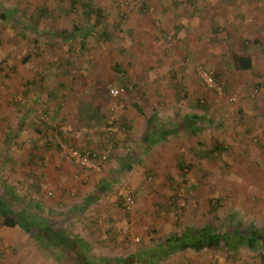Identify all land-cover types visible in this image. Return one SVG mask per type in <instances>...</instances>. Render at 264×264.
<instances>
[{"label": "rangeland", "instance_id": "rangeland-1", "mask_svg": "<svg viewBox=\"0 0 264 264\" xmlns=\"http://www.w3.org/2000/svg\"><path fill=\"white\" fill-rule=\"evenodd\" d=\"M1 11V198L83 238L97 262L209 225L236 243L151 264H264V0H0ZM74 27L89 30L83 47L55 35ZM234 53L251 68L235 69ZM148 117L162 130L143 142ZM57 139L108 158L83 168ZM54 252L0 218V264H63Z\"/></svg>", "mask_w": 264, "mask_h": 264}, {"label": "trees", "instance_id": "trees-1", "mask_svg": "<svg viewBox=\"0 0 264 264\" xmlns=\"http://www.w3.org/2000/svg\"><path fill=\"white\" fill-rule=\"evenodd\" d=\"M9 14L3 11L0 13L1 17H8ZM92 26H96V20ZM74 29L75 30L71 33L61 31L55 35L63 41L80 36V47H83V41L85 40L84 32H89V30L87 29L81 32V30L76 29V27H74ZM52 34L54 35V33ZM232 63L235 69L246 70L251 68L252 58L241 53H234L232 55ZM122 74L124 75V73ZM125 88L127 89L126 86ZM160 130L162 129L157 128L155 123H153V117H148L146 119V127L142 132L145 141L153 135L160 134ZM173 130L174 129L171 131L164 130V135L172 132ZM12 201L11 199L5 200L0 197L1 225L9 228L18 226L24 233L37 239L51 253L55 254L54 251H60V253L62 252V256L57 255V258L63 264H134V260H137L136 264H151L158 255L165 253L168 254L169 252L186 249L199 252L204 249H218L222 245L230 243V241L234 244L236 243V239L230 240L229 234L226 232H220L212 226H192L184 229L179 234L172 233L162 241L157 242L146 249H142L136 253L135 259H133V257H123L115 262H110L109 260L97 262L89 255L87 244L83 238L78 235L71 236L67 234L66 231L57 227L56 224L49 222V220L41 213L37 214L34 211H30V207L28 205H21L19 203L15 205L14 199ZM244 239L246 241L249 238Z\"/></svg>", "mask_w": 264, "mask_h": 264}, {"label": "built area", "instance_id": "built-area-1", "mask_svg": "<svg viewBox=\"0 0 264 264\" xmlns=\"http://www.w3.org/2000/svg\"><path fill=\"white\" fill-rule=\"evenodd\" d=\"M197 73L199 74V77L203 81L204 85L216 92L217 94H221L222 92V84L219 80H217L215 73L207 68H204L202 65L198 64L196 66ZM123 91V88L119 89H110V93L113 95H118ZM234 99V97H230V100ZM42 119H44V115L41 116ZM57 145L61 150H63L66 153V156L78 163L83 168L89 169V170H99L102 165L106 162L109 154V149H106L105 151L98 153H91L90 151H82L74 146H68L64 144L61 140L57 139ZM132 203L131 196L126 195L123 198V205H125L127 208Z\"/></svg>", "mask_w": 264, "mask_h": 264}, {"label": "crops", "instance_id": "crops-1", "mask_svg": "<svg viewBox=\"0 0 264 264\" xmlns=\"http://www.w3.org/2000/svg\"><path fill=\"white\" fill-rule=\"evenodd\" d=\"M145 127H146V123L140 127V135H139V137L143 140V142H145V139H144V137H143L142 132L144 131ZM172 132H174V130H173ZM151 139H152V137L149 138V140H151ZM153 139H154V138H153ZM143 142H142V143H143ZM146 142H147V141H146ZM153 144H154V143H153ZM131 154H132L133 157L135 156L133 153H129L128 155H126L128 159H130L129 156H131ZM134 159H135V158H134ZM87 229H89L88 226H87Z\"/></svg>", "mask_w": 264, "mask_h": 264}]
</instances>
